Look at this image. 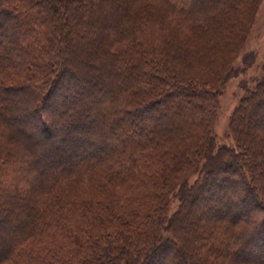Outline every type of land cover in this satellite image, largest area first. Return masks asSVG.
<instances>
[{
  "label": "trees",
  "instance_id": "1",
  "mask_svg": "<svg viewBox=\"0 0 264 264\" xmlns=\"http://www.w3.org/2000/svg\"><path fill=\"white\" fill-rule=\"evenodd\" d=\"M262 1L0 0V264H264V66L214 132Z\"/></svg>",
  "mask_w": 264,
  "mask_h": 264
},
{
  "label": "rangeland",
  "instance_id": "2",
  "mask_svg": "<svg viewBox=\"0 0 264 264\" xmlns=\"http://www.w3.org/2000/svg\"><path fill=\"white\" fill-rule=\"evenodd\" d=\"M0 31H1L0 40L2 41L0 46L2 47L7 42L5 39L3 40V37H5L6 35H9V28L4 27V28H1ZM245 55H250L253 57V62L251 61L250 66L249 64H245L243 61V57ZM235 65H236V68H238L237 74L234 77L230 78L223 85V87L220 90V94L217 98V109H216V114H215V119H214V132H215V139H216L217 147L222 146V145L229 146L233 144L232 138L229 134V122H230L231 116L233 114V111L235 110V108L238 106L239 102L245 95V91L252 89V87L254 86V81L260 76L262 67L264 66V0L261 2L258 8L253 26L246 39L244 47L242 51L240 52V55L236 59ZM95 76L99 78L97 73H95ZM23 96L25 98L26 95H23ZM83 99L88 100V98H83ZM83 99L82 97H79V98H71V99H68L67 101H68L69 106L84 104L85 106L89 107L91 105H95V106L98 105L97 103L93 104L89 102V100L85 102L83 101ZM64 104L66 103H63V105H61V108H58L56 110V114L54 115V118H53L55 119V121L62 122L63 120L65 121L68 120L67 122H69V120L72 118V115H74V112L72 113V111H68V110H66L65 112L63 111ZM98 133H100V131L97 129L96 135H98ZM61 134L62 133L59 132L57 129V131L53 135V139L58 140L61 137ZM99 135H101L102 138L105 137V135L101 133ZM108 144H109L108 147L112 146L111 142H109ZM95 146H96L95 150H98L100 148L98 146V142L95 144ZM65 149L66 148H62L61 152L62 153L65 152L66 151ZM88 153L92 155L93 150L92 149L89 150ZM69 156L78 157L79 154L78 153H75V155L69 154ZM195 179H196V176H192L189 182L193 183ZM204 199H202V197L200 196L199 198L196 199L194 206L191 207V209L193 210V216L191 218L187 217L186 219L187 221L185 222L186 225H188L189 229H191L193 225L195 226L198 225L199 217L200 219H204L203 223H201L199 226L204 225V227L205 226L208 228L211 227L209 224L210 222L208 223L204 215L206 214V212L212 211L209 209L210 206H213V207L216 206L220 208L221 210L225 209V207L221 206L214 198L209 197V200H204ZM176 207H177V201L174 200L170 205L169 213L172 214L173 211H175ZM255 251L253 249V254H259L257 253L258 251L257 249ZM173 254L174 253L172 252L168 253L167 258H170ZM260 256H263V254Z\"/></svg>",
  "mask_w": 264,
  "mask_h": 264
}]
</instances>
